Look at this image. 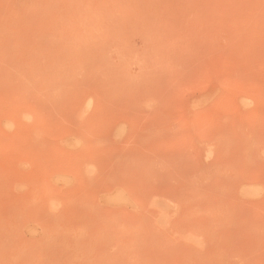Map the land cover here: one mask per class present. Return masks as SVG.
Listing matches in <instances>:
<instances>
[{
	"label": "rangeland",
	"instance_id": "rangeland-1",
	"mask_svg": "<svg viewBox=\"0 0 264 264\" xmlns=\"http://www.w3.org/2000/svg\"><path fill=\"white\" fill-rule=\"evenodd\" d=\"M0 42V264H264V0H0Z\"/></svg>",
	"mask_w": 264,
	"mask_h": 264
},
{
	"label": "bare ground",
	"instance_id": "bare-ground-1",
	"mask_svg": "<svg viewBox=\"0 0 264 264\" xmlns=\"http://www.w3.org/2000/svg\"><path fill=\"white\" fill-rule=\"evenodd\" d=\"M0 43H1V42H0ZM10 43H11V42H10ZM5 45H6V44H5ZM15 45H16V44H15ZM15 45H14V46H15ZM6 46H7V45H6ZM20 47H21V46H20ZM16 55H17V54H16ZM4 60H5V58H4ZM0 62H1V61H0ZM17 66H18V65H17ZM2 69H3V68H2ZM15 70H16V69H15ZM8 73H9V72H8ZM21 74H22V73H21ZM5 80H6V79H5ZM7 80H8V79H7ZM7 80H6V81H7ZM3 84H4V83H3ZM46 89H47V88H46ZM12 90H13V89H12ZM219 152H221V150H220ZM221 155H222V154H221ZM202 176H203V175H202ZM208 179H209V178H208ZM208 181H209V180H208ZM206 185H207V184H206ZM208 187H209V185H208ZM212 190H213V189H212ZM212 193H213V192H212ZM208 199H209V198H208ZM199 200H200V199H199ZM210 205H211V204H210ZM197 206H198V205H197ZM210 207H211V206H210ZM210 207H208V208L210 209ZM189 211H190V210H189ZM205 211H206V209H205ZM209 212H210V211H209ZM207 213H208V212H207ZM205 215H206V214H205ZM182 218H183V217H182ZM208 218H209V217H208ZM243 218H244V217H243ZM139 220H140V219H139ZM207 220H209V219H207ZM144 221H145V220H144ZM230 221H231V220H230ZM25 223H26V222H25ZM233 223H234V222H233ZM235 223H236V222H235ZM206 224H207V223H206ZM71 225H72V224H71ZM202 225H204V224H202ZM75 226H76V225H75ZM77 226H78V225H77ZM194 226H195V225H194ZM229 226H231V225H229ZM198 227H199V226H198ZM254 227H255V226H254ZM21 228H22V227H21ZM55 228L57 229V227H55ZM80 228H82V226H81ZM200 228H201V227H199L198 229L200 230ZM229 228H230V227H229ZM75 229H76V228H75ZM198 229H197V230H198ZM202 229H203V228H202ZM223 229H224V227H223L221 230H223ZM225 229H226V227H225ZM225 229H224V230H225ZM227 229H228V228H227ZM51 230H52V229H51ZM51 230H49V231H51ZM54 230H55V229H54ZM77 230H78V228H77ZM203 230H205V228H204ZM207 230H208V229H207ZM55 231H56V230H55ZM75 231H76V230H75ZM81 231H82V230H81ZM81 231H80V232H81ZM191 231H193V229H191L190 232H191ZM237 231H238V230H236V232H237ZM45 232H46V231H45ZM52 232H53V230H52ZM58 232H59V229H58ZM61 232H62V231H61ZM69 232H70V231H69ZM76 232H77V231H76ZM197 232H198V231H197ZM197 232H196V227H195V231H194L193 233L196 234ZM221 232H223V231H221ZM48 233H49V232H48ZM191 233H192V232H191ZM191 233H190V234H191ZM199 233H200V232H199ZM202 233H203V231H202ZM224 233H225V232H224ZM53 234H54V233H52L51 236H53ZM62 234H64V233L62 232ZM71 234H72V233H71ZM56 235H57V234H56ZM69 235H70V234H69ZM69 235H68V236H69ZM192 235H193V234H192ZM192 235H191L190 237H192ZM209 235H210V234H209ZM209 235H208V236H209ZM228 235H229V234H228ZM228 235H227L226 237H228ZM51 236H49V237L47 238V237H46V233H45V237L47 238V241H48V239H51L52 242H53V241L56 242L55 239H54V237H53V239L50 238ZM60 236L63 237V235H61V233H59V238H60ZM185 237H188V236H185ZM193 237H194V235H193ZM224 237H225V236H224ZM224 237H223V238H224ZM63 238H64V239H67L66 237H63ZM188 238H189V237H188ZM194 238H195V237H194ZM197 238H198V237H197ZM204 238H205V237H204ZM208 238H211V237H208ZM213 238H214V237H213ZM56 239H58V238H56ZM61 239H62V238H61ZM61 239H60V240H61ZM185 239H186V238H185ZM189 239H190V238H189ZM189 239H187V240H189ZM217 239H218V238H217ZM224 239H225V238H224ZM60 240H59L58 242H62V243H63L64 240H63V241H60ZM190 240H192V239H190ZM205 240H206V239H205ZM211 241H212V240H211ZM221 241H222V239H221ZM221 241H220V242H221ZM0 242H1V240H0ZM58 242H57V243H58ZM64 242H66V240H65ZM67 242H68V241H67ZM190 242H191V241H190ZM226 242H227V241H226ZM164 243H165V242H164ZM166 243H167V242H166ZM214 243H216V242H214ZM3 244H4V243H3ZM60 244H61V243H60ZM206 244H207V243H206ZM57 245H58V244H57ZM62 245H65V246H66V244H64V243H63ZM77 245H78V243H77ZM91 246H92V245H91ZM55 247H56V245H55ZM58 247H59V245H58ZM61 247H62V246H61ZM63 247H64V246H63ZM63 247H62V248H63ZM92 247H93V246H92ZM94 247H95V246H94ZM206 247H207V246H206ZM62 248H60V249H62ZM66 248H68V247H66ZM71 248H73V247H71ZM77 248H78V247H77ZM92 249H93V248H92ZM100 249H101V248H100ZM63 250H65V249H63ZM90 250H91V247H90ZM95 250H96V249H95ZM68 251H69V250H68ZM96 251H97V250H96ZM57 252H58V251H57ZM60 252H61V251H60ZM61 253H63V251H62ZM61 253H60V254H61ZM66 253H67V252H66ZM97 253H98V252H97ZM100 253H101V252H100ZM104 253H105V252H104ZM56 254H57V253H56ZM64 254H65V252L63 253V255H64ZM101 254H102V253H101ZM31 255H32V254H31ZM51 255H52V254H51ZM66 255H67V257H68V253H67ZM77 255H78V254H77ZM58 256H59V255H58ZM64 256H65V255H64ZM25 257H26V256H25ZM69 257H70V256H69ZM69 257H68V258H69ZM100 257H101V256H100ZM61 258H63L62 254H61ZM64 258H65V257H64ZM64 258H63V259H64ZM68 258H67V259H68ZM94 258H96V257H94ZM109 258H110V257H109ZM29 259H30V258H29ZM33 259H34V258H33ZM55 259H56V258H55ZM59 259H60V258H59ZM84 259H86V257H85ZM84 259H83V260H84ZM34 260H35V259H34ZM68 260H69V259H68ZM98 260H99V259H98ZM101 260H102V258H101ZM101 260H100V261H101ZM65 261H66V259H65ZM96 261H97V260H96ZM126 261H127V260H126ZM72 262H73V261H72ZM37 263H38V262H37ZM73 263H74V262H73ZM73 263H72V264H73ZM79 263H80V262H79ZM83 263H84V262H83ZM114 263H115V262H114ZM84 264H86V263H84ZM101 264H103V262H101ZM109 264H110V263H109Z\"/></svg>",
	"mask_w": 264,
	"mask_h": 264
}]
</instances>
